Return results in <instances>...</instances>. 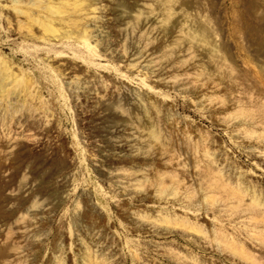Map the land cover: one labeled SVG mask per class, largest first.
<instances>
[{"label": "rangeland", "instance_id": "obj_1", "mask_svg": "<svg viewBox=\"0 0 264 264\" xmlns=\"http://www.w3.org/2000/svg\"><path fill=\"white\" fill-rule=\"evenodd\" d=\"M87 2L90 43L0 0V264H264V0Z\"/></svg>", "mask_w": 264, "mask_h": 264}, {"label": "bare ground", "instance_id": "obj_2", "mask_svg": "<svg viewBox=\"0 0 264 264\" xmlns=\"http://www.w3.org/2000/svg\"><path fill=\"white\" fill-rule=\"evenodd\" d=\"M3 2H7L5 6L11 9L9 12L10 15H8V21L10 24V26L8 25L9 30L17 31L19 34L22 35V37L25 40H37V39L53 40V38H59V40H64L67 37L72 38V36H74L72 31H70L72 30L70 29L73 26L72 24L74 23V25H76V26H73V28L80 27L78 25L81 24V21L85 22V20L87 21V19L91 17L93 18L91 13L93 14L94 12L95 14V9H98V7H95L96 3L90 4L89 2H87V0L85 1H82V0H76V1H72V0H60V1L59 0H3ZM69 2H71L73 5V8L70 7L72 10L69 9ZM59 3H61L62 6L59 5ZM73 11L76 14L73 15L72 13ZM61 13H63V15H61ZM68 14H72L71 17L70 15L68 16ZM72 16H74V19H72ZM85 25H82V26H85ZM37 26L38 28H40V31L38 32L34 30ZM68 26H69V29H68ZM88 28L89 27L87 26L86 29L83 30V28L81 29L80 27L81 30L79 32L80 38H82L86 43L91 42L89 38L90 28L89 29ZM6 34L7 33H3L0 31V37L1 36L2 38L8 37V34L7 35ZM5 42H7V40H5ZM54 64L56 67V63ZM19 76H20L19 73H17L15 70L14 64H12L11 61H7L6 58L0 56V121H3L2 123L3 127L5 124V120L7 118L6 115L9 110L8 109L9 107L6 105L7 99L5 98L7 94L4 97L3 93L6 92L7 90V85L9 83L8 82L9 80L12 81V79L18 78L19 80L17 82L21 81L22 75L20 77L21 79L19 78ZM25 76L27 75L25 74ZM26 78L28 79V77ZM27 81H30V79ZM31 82L32 81L27 83V85L31 84ZM24 85L26 86V84H23V86ZM28 86L33 87V85H28ZM31 90H33V88ZM24 91L27 92V90H24ZM33 92H34V95H36L35 91ZM33 92H30V93H33ZM30 95L35 97L33 94H30ZM33 97L31 98L33 99ZM28 98H30L29 95L28 97H25V100L26 99L29 100ZM40 100L38 99V101ZM40 105H42V103ZM3 112L5 113L2 116L1 113Z\"/></svg>", "mask_w": 264, "mask_h": 264}]
</instances>
